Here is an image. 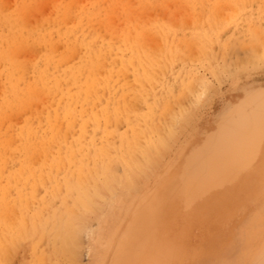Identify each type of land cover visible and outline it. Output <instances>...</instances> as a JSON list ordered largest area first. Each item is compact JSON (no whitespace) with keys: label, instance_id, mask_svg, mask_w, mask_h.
Instances as JSON below:
<instances>
[{"label":"rangeland","instance_id":"1","mask_svg":"<svg viewBox=\"0 0 264 264\" xmlns=\"http://www.w3.org/2000/svg\"><path fill=\"white\" fill-rule=\"evenodd\" d=\"M229 1L122 0L125 12L118 6L98 16L106 0H0V129L7 135H14L29 118L35 117L33 126L40 129L42 121L55 117L53 100L73 96L77 75L93 69L97 80L103 81L113 66L119 67L102 40L117 48L110 37L121 34L127 24L133 33V25L141 21L144 26L173 24L180 36L174 43L169 40V45L187 39L181 43L186 47L180 52L181 61L179 57L163 72L159 69L161 40L143 42V48L160 59L151 76L157 89H149L148 104L141 98L142 85L135 81L132 68L121 71L119 79L137 101L131 106L133 117L143 118L155 107L160 111L161 120L155 132L150 131L160 141L155 147L158 152L153 151L158 157L145 174L136 176L139 190L131 202L126 197L117 201L116 222L108 218L110 224L105 226L104 207L108 209L106 204L114 199L109 191L103 192L105 198L98 199V208L83 219L85 230L76 236V264L94 260L95 264H264V39H256L264 31V0H247L241 8ZM216 2L220 9L226 6L217 16L211 14ZM84 8L90 16L83 15ZM233 9L238 16L231 14ZM126 12L135 15L121 14ZM191 13L199 22L203 20L197 29ZM231 18L235 21L230 24ZM218 21L223 24L210 28ZM198 33L206 44L209 41L210 50L197 43L188 46ZM188 81L193 88L190 93ZM58 83L62 85L57 94L44 90ZM96 85L98 106L113 110L121 92L116 95ZM92 102L83 95L80 104L67 100L59 112L65 113L69 106L79 111L84 104L91 112ZM128 129L124 120L113 126L110 142L116 150L117 135ZM107 138L103 127H89L87 142L107 144ZM7 144L14 145L10 140ZM58 150L55 145L52 155ZM43 160L14 147L10 151L0 147V264H37L38 258L48 254L52 263L45 257L47 264H70L51 253L52 235L39 222L41 216L65 209L63 192L52 199L48 196L52 188L40 178L45 174ZM113 172L118 179L125 168L116 163ZM121 187L116 183L115 192ZM115 192L117 197L122 194ZM53 199L54 205L48 201ZM66 202L73 204L72 199ZM89 251L96 255L94 260Z\"/></svg>","mask_w":264,"mask_h":264},{"label":"bare ground","instance_id":"2","mask_svg":"<svg viewBox=\"0 0 264 264\" xmlns=\"http://www.w3.org/2000/svg\"><path fill=\"white\" fill-rule=\"evenodd\" d=\"M121 2L122 0H106L107 6L104 8L105 12L103 11V9H100L98 16H102L105 14H109L110 12H114L115 9L118 8V6H120L122 11L125 12L126 9L124 5L121 4ZM246 2L248 1L247 0L229 1V3H232L234 6L238 8H241L243 4ZM217 3L218 2L214 3L211 11V14L215 16L220 14L226 8L224 4L223 6H225V8L220 9ZM141 4H145V2H142ZM219 5L222 6V4ZM233 12L231 13L232 15H236V14L237 16L239 15L237 10L236 11L234 10ZM235 12L237 13L235 14ZM82 13L83 15H88V16L91 15V12L87 8H84L82 10ZM121 14H124V16L127 17L135 15L130 12L121 13ZM190 15H191L189 16L190 20L193 26H195L197 29V26L199 25V23H202L203 20L199 22L200 18L197 17V15H193L192 13ZM213 19L215 20L214 17ZM227 19L229 22L228 15H227ZM235 19L231 18L232 21L230 20V24L231 22L233 23ZM135 21H137V19ZM224 21L226 20L223 18V22ZM223 22L218 21L217 24L211 23L212 24L211 26L209 24L208 25L210 26V28L214 27V25H217L218 27L219 25L221 26ZM140 23L139 25L137 24L133 25L134 33L131 31V25L127 24L124 27V31L121 34L114 35L113 33V35H111L110 37L111 41L112 42L116 41L118 47L120 46L119 48L118 47L113 48L114 46L113 43L105 39L102 40L103 45L107 44L108 46L107 50L112 51V56L113 57L115 56L116 60L120 62V66L119 67L113 66L111 68L112 71H110L109 75H106L107 77L103 81L97 80V76L95 75L93 69L87 71V73L77 75L76 83L74 85L73 96L70 97L61 96L59 97L57 102H54L53 100L52 105L54 106L52 108L56 116L53 118L49 117L46 121H42L43 123L42 128L38 129L33 126L35 117H32L29 118L27 120L28 122L25 123V125H22L14 135L12 134L7 135L6 132H3L0 129V133L3 135L0 140V147L7 148L9 151L14 147L16 148L17 151H20L29 157H43L44 160L42 163V167L45 170V174L41 175L40 178L43 180V182H47L48 187L52 188V190L48 192V196L50 195L49 198L52 199L53 197L56 196L57 193L63 192L62 202H64L65 211L64 210L61 211L60 209H57L58 211L60 210L59 212H57L54 210L48 216H44V217L41 216L39 218V222L41 223L43 230L48 231L52 235L51 242L53 245V251L51 253L62 259H67L70 262V264H76V262L73 260L75 259L73 258V255L76 254L75 239L80 232L82 234V232L85 230V229L83 230L82 228V224H84L83 219H85L87 214L93 212L98 208V202H99L98 199L105 198L103 197V192L109 191L110 195H113V199H114L113 202L110 203L107 202L108 204H106V200L103 201V205L104 204L108 205L107 206L108 209H106L105 206L104 211L105 210H106L105 212H107V210L109 211L107 216L104 215L105 212L103 213L102 223L105 226V223L110 224L109 221L107 220L108 218L112 220V224L116 222L117 217L119 218L118 216L119 214L116 213L117 201H119L121 198L126 197L127 198L126 202L128 203L131 202V199L133 198V194L138 192L139 190V187L136 185L137 183L136 176L138 177L139 174H145L147 169L151 166L154 158L158 157V155H156V153H154L153 151H157L155 150V147L159 145L160 141L154 140L152 134L153 132H155L154 127L156 123H158V120H161V114L158 113L160 111H157L155 107L154 109H151L148 112V114L145 115L143 118H134L133 117L134 114L131 112V106L132 107L135 106L137 104V101L130 97V93L127 89L126 83L121 82L119 78L121 77L122 74L121 71H125L129 67H131L135 77V81L140 82V84L142 85L141 98L145 104H148L149 101L147 102L148 100L147 97H148L149 89L150 90L157 89L156 87L154 88V86H152L153 84L151 79V76L153 75V73H155L154 67L156 66L157 62L161 59L159 69L160 71L162 70L163 72V70L165 71V69H163L165 66L167 67L168 64H172L175 63V61H179L180 52L181 50L184 49L185 46L183 44L185 41H187V39L185 37V41H182L183 44H181L182 43L181 42L182 39H181L179 43H177L176 45L173 44L169 45V40H171L174 43L176 42L175 39L180 36L179 35L180 33L178 32L176 33V29L173 24L164 25L160 23H154L150 26H144V25H140ZM177 23L179 22H176V24ZM207 23H208V19H206L204 25L206 26ZM261 23L264 24V22ZM230 24L228 23L229 26ZM178 25L179 24H177V26ZM249 27L251 28V26ZM138 28L140 30H138ZM243 31H245V29ZM208 32L209 31H207V33ZM254 32L256 31L254 30ZM257 32L255 33V35L259 34L260 36L258 35L256 39L259 38L258 40L260 41L264 39V36L261 35L264 33V31L263 32L261 31L262 33L259 32L258 34ZM261 36L263 37L260 39ZM210 38H211L210 42L212 41V45H213L216 41L212 39L214 37L210 36ZM217 38L220 39V36ZM147 39H150L154 42L161 40L162 46L160 48V54H161L160 59L154 57L153 53L150 50L143 48L142 44ZM204 40L205 37H203L202 39V36L199 35L198 33L197 37H195L192 42H188L191 43L188 46L192 47L191 45H193V43H197L198 45L200 44L203 50L204 49L207 50L209 46V45L207 46V44H209V41L208 42L206 41L207 42L206 44ZM249 42L252 43L251 41ZM249 42H247V44L244 42V44L248 46ZM218 44L220 43L218 42ZM227 44L229 45L230 43ZM252 44L255 43L253 42ZM249 47H253V46L249 45ZM198 49L199 51L201 50L200 48ZM186 50H188V47ZM186 50L183 51L185 52V54L187 52ZM262 51H264V49ZM209 52H207L208 55L205 52V55L208 58H210L211 55L209 54ZM262 54H264V52H262ZM262 54H261V58L264 60V55ZM199 56L200 57L202 56L201 53ZM206 57L202 56L203 59ZM181 59L182 58L180 57V61ZM206 61L208 62V59ZM168 67L167 69H169ZM181 76L182 75H180V77ZM185 78L186 77H184V80ZM184 80L181 81V83H183ZM96 83H100V89H106L109 93L114 91L116 92L115 94L117 95L118 94L117 92L119 93L121 92V94L118 96L119 100L113 106L114 107L113 110L101 109L98 106V100H96L97 99L96 94L98 93L99 90L97 88ZM61 85L62 83H58L55 86L48 84L45 86L44 90L47 91L48 93L52 92L57 94V92L61 89ZM191 88H192V83L189 82V84L187 85V90L189 93L191 92ZM31 92H32V88H29L27 93L29 94ZM178 94H181L182 96V91L181 93L178 92ZM83 95H85L86 97L89 96V98L91 97V99L93 100L92 103L94 107L91 112L86 109L85 104L81 106V109L79 111H76V109L73 111L69 106L65 113L61 114L59 112V110L64 108V105L67 100H69L72 103L80 104ZM116 95H114V97L112 98H115ZM173 95L170 96L172 97ZM175 96L177 97V95ZM122 120L128 121L129 131L121 135L116 134L120 139L119 141L120 145L116 150L115 147L113 146L114 143L112 142L113 144L112 145L110 140L115 131L113 130V126H116ZM150 123H151V127H149ZM91 125L100 126L104 128L108 136L106 140L108 142L107 144H105V142H102V144L96 145V143L94 142H87L86 136L88 134L89 127ZM150 131L152 132V134ZM8 140L12 141L15 146L12 144L8 145L7 144ZM55 145H58L59 150L57 151L56 154L52 155V148H54ZM62 145L65 146L64 151H62ZM116 153L119 155L117 156ZM116 163H121L125 168L124 175H122V177L119 176L118 178L120 179L119 181H117L118 179L113 174L115 173L113 172V169ZM57 173H59L58 177L62 173L63 174L62 178L56 177L55 175ZM118 182L122 187L119 188L118 190L116 189V192L118 191L121 192L122 194L118 195L117 197V195L114 196V192H115L114 188L116 186V183ZM55 199L48 201H52L51 204L54 205L53 202ZM69 199L73 200V204L71 206L66 204L67 203L66 201H68ZM115 228L114 226H112V229L110 227L112 231H116ZM92 233L94 234L95 232L92 231ZM110 242L111 241L108 242V245H110ZM89 252L92 253V256H94L93 252L91 251ZM60 255L63 257H61ZM95 256L93 257L92 260H94ZM45 257L46 259L48 258L47 259L48 261L49 260L51 261L50 255L48 254L44 257L41 256V258H38L39 263L44 264L48 262L47 260L44 261ZM50 261L48 263H52ZM72 261H74L75 263L74 262L72 263ZM94 261L91 264L93 263L95 264Z\"/></svg>","mask_w":264,"mask_h":264}]
</instances>
